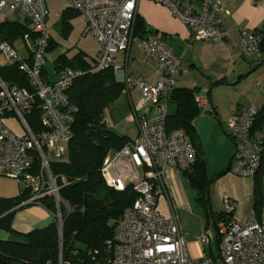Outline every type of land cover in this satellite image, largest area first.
Here are the masks:
<instances>
[{
    "label": "built area",
    "instance_id": "2783aa9c",
    "mask_svg": "<svg viewBox=\"0 0 264 264\" xmlns=\"http://www.w3.org/2000/svg\"><path fill=\"white\" fill-rule=\"evenodd\" d=\"M169 7L175 17L186 24L194 41H226L222 16L230 11L224 0H153ZM138 0H68V7L83 15L87 30L100 44L97 68H112L124 83V91L138 86L140 98L133 106L139 116V133L116 154L103 163L102 174L107 184L116 189L132 186L139 194L127 207L115 225L113 264H264V222L255 211L239 222L232 217L236 202L223 198L226 219L217 228L218 256L208 255L215 241L211 231L198 239L200 256L192 257L180 223L178 206L169 197L166 169L184 173L193 170L196 148L182 128L167 131L170 92L176 85L182 56L157 36L135 38L134 21ZM17 13L30 22L32 33L23 35L27 57L20 56L13 45L0 40V54L8 64L20 63L27 74L31 89L8 85L0 77V175L16 178L28 189L30 196L22 204L35 203L50 195L59 204V187L50 169V160L67 153L72 136L71 123L76 107L66 89L83 74L81 69L64 67L56 80L43 76L52 36L47 25L48 10L44 0H0V16ZM240 46L261 56L262 34L256 28L242 31ZM137 41L145 60L154 62L159 81L150 84L135 75H128L117 65V55L127 52ZM38 100L43 108L42 130L34 133L25 119ZM202 113L209 108L206 95L196 96ZM259 106L252 103L238 108L227 120V133L235 143L229 171L244 177H255L264 160V138L253 135ZM17 116L25 129L17 133L6 119ZM167 196L170 212L163 214L158 206L161 196ZM60 217V212H58ZM60 264H65L60 259Z\"/></svg>",
    "mask_w": 264,
    "mask_h": 264
},
{
    "label": "trees",
    "instance_id": "16d2710c",
    "mask_svg": "<svg viewBox=\"0 0 264 264\" xmlns=\"http://www.w3.org/2000/svg\"><path fill=\"white\" fill-rule=\"evenodd\" d=\"M256 29L263 36L261 61L264 58V26ZM31 30L27 19H0V40L13 46L20 38L22 40L24 34L32 33ZM147 34L144 20L137 14L133 36L145 38ZM51 46L50 43L48 50ZM98 61L90 64L80 55L72 58L61 55L55 61L57 73L64 67L83 71L66 89L70 102L76 107L67 153L62 158L50 160V169L59 187L62 229L56 218L59 209L54 198L50 195L41 197L38 202L52 212L54 221L45 228L22 234L21 239H0V264H60V259L65 264H113L114 251L110 244L115 240L116 222L139 194L131 185L124 189L109 186L102 174L104 160L131 140L119 135L106 122L105 111L122 94L124 83L116 79L112 68L95 69ZM43 76L45 78L44 69ZM0 77L8 85L16 84L32 90L28 76L18 62L0 65ZM199 89L175 85L169 96V104L174 110L168 111L166 128L167 131L182 128L192 140L196 162L193 170L186 174L198 192L197 199L206 210L208 222L213 218L216 224L227 215L214 212L210 203L209 186L214 179L207 176L206 159L194 124L202 113L196 100ZM42 114L43 108L38 100L25 114L35 134L42 130ZM256 188H259V182ZM29 196L25 187L17 197H0V229L14 232L11 223L14 211L10 210L20 206Z\"/></svg>",
    "mask_w": 264,
    "mask_h": 264
},
{
    "label": "crops",
    "instance_id": "0c3cea01",
    "mask_svg": "<svg viewBox=\"0 0 264 264\" xmlns=\"http://www.w3.org/2000/svg\"><path fill=\"white\" fill-rule=\"evenodd\" d=\"M44 1L49 12L47 25L52 36V46L48 50L44 66L45 78L48 81L55 80L50 77L47 63L48 61L53 62L57 75L55 61L61 55H66L69 58L80 55L90 64H96L100 57V44L97 52L92 51L93 49L87 41L91 36L87 30L85 17L69 8L68 0ZM224 2L230 14L222 16V25L226 33V41L223 43L194 41L190 47H186L191 35L190 28L183 22L188 31L162 28L159 22L151 25L152 20L149 14L147 10L143 9L147 0H138V4L141 3V5L139 8L137 4L136 15L138 14L144 20L148 36H157L163 39L176 54L182 56L180 71L176 77V86L199 87L200 93L208 98L209 108L194 120V124L198 143L206 159L207 176L209 179H214L209 186L211 207L217 211L221 210L220 213L224 212L223 198L226 196L236 202V210L232 214L235 220L244 222L249 218L251 212L255 211L258 219L264 222V160L255 177H244L230 172L228 169L235 151V143L226 129L227 120L238 108L256 103L259 106V112L253 135L264 138V58L260 61V57L254 53L246 52L240 46L243 30L264 26V0H224ZM164 6L162 9L167 13V6ZM7 18L23 20L15 12H9ZM21 41L23 42V40ZM133 42L137 43L136 50L132 48ZM133 42L127 52L117 55V65L122 67L128 75H135L150 84H156L159 78L155 74L154 62L145 60L138 42ZM137 51L141 52L140 57H137ZM27 55L23 57H27ZM7 64V58L0 54V65ZM115 76L118 81H121L117 75ZM217 81L220 82L215 84L214 82ZM124 94L129 100L131 111L126 114L124 126L118 123L113 130L133 141L139 133L138 119L141 116V114L133 113V106L140 98L141 90L138 86H134ZM170 105L168 104V111L172 112L174 108L170 109ZM10 128L12 129V127ZM206 129L215 134L222 142L224 146L222 155L211 157V153L207 149L209 135L207 132L204 134ZM223 171L225 172L218 176ZM185 177H187L186 173L175 168L166 169L169 197L178 207L189 204L192 191L196 192L190 180ZM257 182H259L258 189L256 188ZM24 189L25 185L21 181L0 175V197H17ZM166 199L167 196H161L158 206L161 200L166 207ZM159 209L163 214H169L168 210H163L160 207ZM11 211H14L11 220L14 232L0 229V239H21L22 234L45 228L55 218L52 212L39 202L21 204Z\"/></svg>",
    "mask_w": 264,
    "mask_h": 264
},
{
    "label": "rangeland",
    "instance_id": "374dc122",
    "mask_svg": "<svg viewBox=\"0 0 264 264\" xmlns=\"http://www.w3.org/2000/svg\"><path fill=\"white\" fill-rule=\"evenodd\" d=\"M140 5L141 3L138 4L139 8H140ZM163 6H164L163 4L155 2L153 0L151 1L147 0V3L143 5V9L147 10L149 17L152 20L151 25L152 24L155 25L156 22H159L162 28L167 27V29H174L175 31L177 29L181 31H188L187 27L182 23V21L174 16L171 9L166 7L168 10L166 13L162 9ZM0 19H4V17L2 16ZM88 33L90 34L91 37L87 41L89 45L92 47L93 49L92 51L97 52L99 42L97 41V39L92 33H90L89 31ZM14 47L20 56L27 55V49L25 48L24 43L20 39L15 42ZM132 48L133 50H136L135 49L137 48L136 42H133ZM136 55L137 57L138 56L140 57L141 52L137 51ZM47 68L49 70L50 77L55 78L56 80L57 75L55 74L52 61H48ZM124 93L125 91L116 100H114L105 111L106 120L108 122L109 127L112 129L116 127L118 123L119 125L121 124V126H124L125 124L124 119L126 117V114L131 111L129 100ZM171 108H173V105H170V109ZM6 124L12 127V129L16 131L17 133H23L25 130L23 126L21 125V122L17 116H13L11 120L6 119ZM206 132L208 133L209 139H210L207 149H209L211 153V157L222 155L224 151V146L222 142L211 131L206 129L204 130V134ZM211 162H212V159H211ZM10 178H13V177H10ZM185 178L189 180L188 176ZM13 179H16V178H13ZM195 191H196L195 193L192 191V194L190 195L189 204H185L184 206L178 207L180 222L182 224L184 236H185V239L188 245V250L192 257L195 258V257L200 256L201 249L199 246L198 239L202 237L204 234H206L207 231H211L214 235L215 241L212 242V249L208 245H206L205 250L208 255H211V253H213L215 256H218V253H219L218 245H217L218 235H217V228L214 223V219L211 218L210 222H208L206 210L204 206L198 201L197 199L198 192L197 190ZM59 204H56L58 209H59ZM159 207L161 209L163 208V210L166 209L170 212V205H169L168 199H166V207L164 206L161 200L159 202ZM212 210L216 213L221 212V210L217 211L216 209L214 210L213 208ZM58 212H60V209L58 210ZM58 212L56 214V218L58 221L59 228H61L62 227L61 217L58 216Z\"/></svg>",
    "mask_w": 264,
    "mask_h": 264
},
{
    "label": "water",
    "instance_id": "95a60500",
    "mask_svg": "<svg viewBox=\"0 0 264 264\" xmlns=\"http://www.w3.org/2000/svg\"><path fill=\"white\" fill-rule=\"evenodd\" d=\"M10 211H11V210H10ZM60 229H62V227H61Z\"/></svg>",
    "mask_w": 264,
    "mask_h": 264
}]
</instances>
